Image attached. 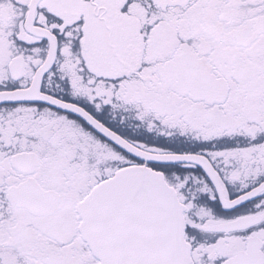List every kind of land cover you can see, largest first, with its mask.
Returning <instances> with one entry per match:
<instances>
[{
	"label": "snow or ice",
	"instance_id": "6c2138e0",
	"mask_svg": "<svg viewBox=\"0 0 264 264\" xmlns=\"http://www.w3.org/2000/svg\"><path fill=\"white\" fill-rule=\"evenodd\" d=\"M0 264H264V0H0Z\"/></svg>",
	"mask_w": 264,
	"mask_h": 264
}]
</instances>
